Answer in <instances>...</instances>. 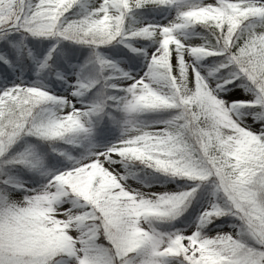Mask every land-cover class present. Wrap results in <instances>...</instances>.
I'll use <instances>...</instances> for the list:
<instances>
[{
  "label": "snow or ice",
  "instance_id": "snow-or-ice-1",
  "mask_svg": "<svg viewBox=\"0 0 264 264\" xmlns=\"http://www.w3.org/2000/svg\"><path fill=\"white\" fill-rule=\"evenodd\" d=\"M0 264H264V0H0Z\"/></svg>",
  "mask_w": 264,
  "mask_h": 264
}]
</instances>
